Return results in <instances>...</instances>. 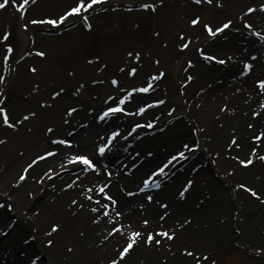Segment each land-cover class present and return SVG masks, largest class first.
Masks as SVG:
<instances>
[{
  "label": "rangeland",
  "instance_id": "374dc122",
  "mask_svg": "<svg viewBox=\"0 0 264 264\" xmlns=\"http://www.w3.org/2000/svg\"><path fill=\"white\" fill-rule=\"evenodd\" d=\"M107 1L110 4L106 6ZM128 1L155 4V7L127 11L123 3ZM74 3L75 0H36L26 9L22 22L11 0L0 9V37L9 34L7 40H0V77H3L0 105L5 103L9 121L15 124L9 128L0 121V140L4 141L0 143V190L8 189L11 201L9 206L0 208V224L12 222L0 238V264H8V259L9 264H31L35 258L39 259L35 252L48 264H109L113 258L119 264H197V260L199 264H264V160L260 159L264 156V136L253 139L264 133V111L257 114L252 110L253 105L242 110L240 115L251 117L255 122H247L243 132L230 129L228 143L224 142L223 151L216 153L224 170L219 171L217 164L208 161L206 156L209 149L206 145L219 146V143L206 134L203 140L199 136L206 131L202 123L207 106L204 94L214 82H228L219 81L221 69L231 63L232 69L235 68L232 74L239 80L240 75L244 77L243 64L253 65L252 62L258 61L257 70L246 76L254 83L264 79V41L253 35L255 32L264 35V11L260 10L264 0H220V6L217 0L211 3L201 0L199 4L195 0H103L93 6L102 7L88 19L90 28L80 26L56 38L38 36L27 45L21 35L24 32L21 24L29 31L35 26L31 20L54 18ZM249 7L255 12L247 13ZM197 17L198 23L192 25L190 20ZM228 20L232 21L229 28L215 37L209 36L204 28V24L215 28ZM245 23L252 28H245ZM5 45H10L13 51L7 53ZM41 52L43 56L39 55ZM129 52L139 54L138 59L129 56ZM205 56L215 59H205ZM219 60L225 61L222 67L218 66ZM131 68L136 69L133 75H129ZM12 70L14 74L7 81L8 74L6 77L4 74ZM161 73L159 79H154ZM113 79L118 81L115 86L111 83ZM148 83L151 88L147 93L131 91ZM61 88L64 91L53 98L52 93ZM261 95L264 99V92ZM124 96H129L122 105L125 112L115 113L107 123L93 127L98 113L114 106ZM157 100L164 103L156 104ZM145 105L153 106L137 115L138 109ZM223 106L228 107L224 103ZM69 108L76 111L68 115ZM24 116L29 118L25 120ZM149 123L150 128L146 126ZM137 124L143 127L133 131ZM48 128L53 132H47ZM82 128L84 133L79 135ZM117 130L119 134L112 140V146L125 141L130 153L119 160V165L101 168L95 161L97 147L107 143L110 133ZM129 132L133 134L127 137ZM91 134L94 137L86 151L85 142L77 144L76 139L85 141ZM53 139H67L72 143L71 146L54 145ZM185 144L189 146L187 149L183 147ZM194 144L198 147L193 150ZM70 149L73 153L70 159L74 155L87 156L96 164V169L85 171L83 165L70 163V159L58 166L49 161L55 155L28 167L37 155ZM153 151L164 156L149 168L150 173L177 152L182 151L185 158L177 157L165 168L164 175H157L158 179L153 177L159 187L152 186V181L145 187L143 181L150 173L135 176L136 169L152 157ZM248 159L252 163L239 162ZM133 174L137 181L134 187L130 181ZM21 175L25 176L24 180L19 179ZM45 180L56 183L46 185ZM35 181L39 187L43 184L42 189L47 192L41 191L31 199ZM89 181L99 184L91 186ZM102 187L105 193L112 190L113 197L109 194L117 201L114 208L120 206V209L138 208L137 203L148 201L150 192H160L155 195L158 207L164 204L169 209L172 203L163 202L164 193H169L171 200L191 198L194 208L201 209V221L198 224L194 216L184 215L174 217L169 225L175 215H170L173 208L168 209L169 220L163 210L162 222L147 219L145 225L141 218L144 228L137 229L141 237L136 239L133 250L123 259L117 255L127 235L134 231L131 227V231L128 229L114 237L106 247L114 253L102 260L97 254L104 248L103 239L95 247L78 249L90 229L87 228L89 219L93 222L95 217L90 207L84 205L93 195L106 201L99 191ZM142 188L145 189L142 191ZM248 189L257 195L253 196ZM14 194L22 200L24 196L32 200L23 213L31 212V220L16 212ZM140 195L144 196L137 201ZM53 225L58 226L56 231H52ZM157 230L174 233V238L156 237ZM147 232H153L154 239H161V243L145 244L143 238ZM186 250L193 255H186Z\"/></svg>",
  "mask_w": 264,
  "mask_h": 264
},
{
  "label": "bare ground",
  "instance_id": "6f19581e",
  "mask_svg": "<svg viewBox=\"0 0 264 264\" xmlns=\"http://www.w3.org/2000/svg\"><path fill=\"white\" fill-rule=\"evenodd\" d=\"M258 62V61H257ZM257 62H252L254 63L252 66V72L255 70H257L259 63ZM254 69V70H253ZM235 68L232 69V64L229 63V65H227V67H225L222 71V69L220 70V78L219 81L223 80L224 81H228L226 83L221 84L220 83H213L214 85L212 86V88L207 89V94H204L203 96V101L206 102L205 104L206 106V110L204 112V116L203 118H205V121L202 122L205 126H206V131L203 132L201 135L199 134L200 138L203 140V137L205 136V134L209 137H211V139H213V141H217L219 143V146L216 144L213 145V143H209L206 146L209 147V149L207 148V153L206 156H208V161H213L214 164H217V168L221 170H224V165L222 164V161H220L218 159V157L216 158V153H220L223 151L224 148L223 147V143L225 142V145L228 143L226 141L227 137H228V133L230 132V129H234L238 132H243V127L245 126L246 128V123H253L255 122V120H253L251 117H244L242 114V110L246 109V108H251L252 110H256L257 114H260L264 111V99H261L260 96L261 93L264 92V90H260L258 88V86L256 85V83L251 82L249 80V77L247 78H243L242 80H237L234 82H231L230 79L233 80V78L235 77V74H232V71H234ZM214 73V71H213ZM263 76V75H262ZM237 84H233L236 83ZM240 83V84H239ZM228 84L237 87L234 90V87H230L227 86ZM214 96V97H212ZM264 98V96H263ZM226 101V102H224ZM224 104H227V108H224L223 106ZM261 120H263V117L261 118ZM260 120V121H261ZM90 125V124H89ZM257 125V124H256ZM238 126V127H237ZM258 126V125H257ZM93 127H98V125H94ZM92 132L95 131L94 128L91 129ZM91 130L89 129V132H91ZM87 132V131H86ZM245 132H249L246 131ZM80 133L79 135H81L82 133H84L83 128L78 132ZM93 135H89L87 137V139L85 141H77L76 139V143L79 144L80 142H82V144L87 145L86 148H84L86 151L87 149L90 147L91 142L93 140ZM240 139H242V137H240ZM207 141V140H205ZM215 141V142H216ZM209 142V141H207ZM203 144V143H202ZM222 144V145H220ZM89 151V150H88ZM152 157L149 159H145L143 162V165H141L140 167L137 166L136 169V174L135 176H139V175H143L144 176H148L150 173L149 168H152L160 159H163V154H160L159 152H152ZM73 153L70 150H63L62 152L59 151L58 154L53 157L52 159H50V163L56 162L57 164H59L58 166H61V164H63V162L68 163V160L70 159V156ZM115 152H111L108 155V159L110 160L114 157ZM98 158V157H97ZM100 160L103 162L104 159L102 160V157H99ZM148 160V161H147ZM207 160V158H206ZM194 161H196V159H194ZM149 165V167H148ZM61 169L65 168V167H60ZM148 168V169H147ZM76 170V169H75ZM147 172V173H145ZM35 173V172H34ZM151 174V173H150ZM138 178V177H135ZM39 179V178H37ZM36 179V181H38ZM154 179H158V178H154ZM28 180H30V178H28ZM36 181L34 182V184H32V188L31 191H33V193L31 194V199L36 198L38 195H40V192L45 191V189L43 190V184L42 186H38L36 185ZM131 184L134 187L135 183L137 182L134 179V174L131 176L130 178ZM46 183V185H53L55 184V180L51 181L50 183L47 182L46 180L43 181ZM167 182V181H166ZM168 182H170L168 180ZM44 183V185H45ZM89 184H91V186L97 185L99 184L98 182H90ZM173 186V183L172 185ZM39 187V188H38ZM109 196L111 194L112 195V190L109 189V193L106 192ZM34 194V196H33ZM160 192H150L148 194V196H152V199L148 201L146 200V202H142L140 201L139 203H137V207L138 208H134L132 210H129L128 208L125 209L124 206L122 207V209H120V206H118V208H113L109 207L108 209V215L105 216L103 215V209L100 207V205L104 204V203H109L108 201H104L102 199H100L99 197H96L95 195H93L90 200V202H88L87 204L84 205V207H90L89 211H92L93 208H97L98 210L96 212L92 213L94 214V221L91 222L89 219V223L87 225V228L90 227V229L88 230L87 234H85L82 238V245L78 247V249H82L83 247H95L97 245V242H99L100 240H104L106 241L104 243V248H102V252L99 251L100 254H97L98 257L102 260H104L106 257L110 256L111 253L113 254V249H108L106 248L107 245L109 247V245H111L112 241L114 240V237H116V234L114 236H109V232H110V228L112 227V224L110 223V221H115L118 224L122 223H126L124 225H122L123 227L121 228V232L124 233V231H128V229H130L129 231H131V227L133 228L132 230L137 231V229H143L144 227L141 226V222L140 219L143 218V220H150V222H154L155 220L162 222V220L160 217L163 216L162 214V210L164 211V214L166 215V217L169 215L168 211L173 208V210L171 211L170 215H172V213H175V215L170 219L169 221V225H171V220L174 217L177 216H184V215H189V216H194V219L198 220L196 221V223L199 224V222L201 221V209H195L194 208V204L191 198H181V199H174L171 200L170 194L169 193H164V197L165 200H163V202H167L168 200L172 203L171 208H160L158 207V201L155 197V195H159ZM144 195H140L138 200L139 201L141 199V197H143ZM0 197L5 200L8 201L9 199V192L8 189H2L0 190ZM13 198L16 203V212L19 215H23L24 210H27L28 204L30 201H32L31 199H29L28 197L24 196L23 200L21 198H18L15 196V194L13 195ZM74 198H77L76 195ZM29 199V200H28ZM89 200V199H88ZM97 201H99V203H97ZM161 202V203H163ZM136 203V202H135ZM32 206V205H31ZM169 209V210H168ZM209 211L212 210V207H210L208 209ZM122 211V212H121ZM116 212H120L121 216L119 218H117L115 216ZM29 214L23 215V217L25 218H29L31 220V218H33V215L31 212H28ZM188 213V214H187ZM29 215V216H28ZM169 215V216H170ZM199 217V219H198ZM167 219L169 220V218L167 217ZM1 221V220H0ZM139 227V228H138ZM2 228H4V226L2 224H0V232H3ZM110 229V230H109ZM107 237V238H106ZM3 238V237H2ZM111 250V251H110ZM133 250V248L131 249V251ZM36 253V257H39V260L41 262H39L38 264L43 263V261L45 260L44 258H41L39 252H35ZM145 252H142L140 254H144ZM81 255V252H79L78 256ZM96 257V256H95ZM5 259V258H4ZM11 259V258H10ZM97 259V257H96ZM2 260V259H1ZM0 260V261H1ZM98 260V259H97ZM22 263L24 262L23 259H21ZM8 264H9V259L7 260ZM18 262V261H17ZM15 262V263H17ZM128 263V262H127Z\"/></svg>",
  "mask_w": 264,
  "mask_h": 264
},
{
  "label": "snow or ice",
  "instance_id": "6c2138e0",
  "mask_svg": "<svg viewBox=\"0 0 264 264\" xmlns=\"http://www.w3.org/2000/svg\"><path fill=\"white\" fill-rule=\"evenodd\" d=\"M10 0H0V9H4L8 4H9ZM31 2V3H35L36 0H20L19 3H17V0H11V4L12 6L15 8V10L17 12H19L21 15L24 14L25 11V7L26 5ZM103 0H75V3L70 6L66 11L63 12V14L58 15L54 18H44V19H39V20H31L30 23L31 24H36V25H49L52 27H57V26H62L64 24V22L69 18V17H76L78 19H82L84 22V25L88 28L91 27V25L88 23V16H87V12L93 8L94 5L100 4L102 3ZM206 2L211 3L212 0H206ZM195 3L199 4L201 3V0H195ZM141 8L144 9H153L155 7V4H150V3H142ZM217 6H220V0H217ZM260 10L264 11V5L260 6ZM255 12V9L252 7L247 8V13H253ZM199 21V18H193L190 20V23L192 25H196ZM232 21L228 20L226 22H223L221 25L216 26L215 28L210 27L208 24H204V28L206 29L207 33L209 36L215 37L218 33H222L225 29H228L229 26L231 25ZM245 28H252V25L245 23ZM8 33H4L2 37H0V40H7L8 38ZM253 35H256L258 37H260V39L262 41H264V35H262L259 32H255L253 33ZM187 45H181V47H186ZM6 47V51L7 53H11L13 51L12 47L10 45H5ZM39 55L43 56L44 53H39ZM129 56H133V58L138 59V55L139 54H133L131 52L128 53ZM8 59V55L4 56V60ZM205 59H215L214 57L211 56H205ZM251 59H255V57H251ZM89 63H91V61H89ZM218 63L223 64L225 63L224 60H219ZM252 64L250 63H244L243 64V70L244 73L249 72L252 69ZM32 71H35V69H32ZM136 72L135 68H131L129 70V75H133ZM163 74H159L157 76L154 77V79H159L160 76H162ZM3 77H0V80H2ZM189 80L191 79V77L188 78ZM95 83V81H93ZM112 85H117L118 81L113 79L111 81ZM256 85L258 86V88L260 90H264V79H258L256 81ZM82 87V86H81ZM151 88V83H148L146 87H141V88H134L131 91L132 92H141V93H147ZM64 91V89H60L59 92H53L52 93V97L55 98L56 96L60 95V93H62ZM109 99L111 100L112 97H109ZM129 99V96H124L119 98L118 102H114V106H110L107 107L104 111L103 114L99 117V119H104L106 117H109L111 115H114L115 113H123L125 112V109L122 107V105L125 104V102ZM156 104H161L164 103V101L162 100H157L155 102ZM44 104H41V107H43ZM153 105H145L142 106L138 109L137 111V115L142 114L145 111L146 107H151ZM76 109L74 108H69L67 114L71 115L73 112H75ZM129 115H131L132 113H127ZM254 115H256V113H253ZM30 116H34L35 113H29ZM29 118V116H24L23 119L27 120ZM0 121H2V123L4 125H6L9 128H14L15 124L10 123L9 121V117L7 115V112L5 110L4 107H0ZM17 123H19V121H17ZM147 127H152V124L149 123L148 125H146ZM135 127H141V125L137 124L135 125ZM249 127H251V125H249ZM135 130V129H133ZM47 132L51 133L53 132L52 128H48ZM118 130L117 131H113L110 133V135L107 137V143H102L97 147V152L101 155H103L106 151V149L109 147V145L111 144L112 140L118 135ZM261 136H264V133L254 136L253 139L254 140H259L261 138ZM4 141L0 140V143H3ZM234 142V141H233ZM52 144H58V145H65V146H71V141L67 140V139H53L51 141ZM184 148H188L189 146L187 144L183 145ZM193 150L198 147V145L194 144L193 146ZM255 153V149H253V154ZM55 155V150L52 151H47L44 153V155H37V157L32 161V164H30L28 167H31L33 164L37 163V161L40 160H44L45 158L49 157V156H54ZM149 155H151V153H149ZM177 157H179L180 159H184V153L181 152H177L176 155L172 156L170 158V160L163 164L162 166L158 167L154 172H152L149 177L147 179H145L143 181L145 187L149 186V182L152 181V186L155 187H159V185L153 180V177H156L157 175H164L165 174V168L168 167V164H170L172 161H175L177 159ZM261 160H264V156L260 157ZM70 163H78L80 165L84 166V170H95L96 169V164H94L92 162V160H90L87 156L84 155H74L71 157ZM240 164L242 165H246V164H250L252 163L251 159L248 160H240L239 161ZM25 172L27 171V169L24 170ZM51 171V169L49 170ZM20 180H24L25 176L21 175L19 177ZM191 184V181H188V185ZM104 187H107V185H105ZM240 187H244L243 185H241ZM99 191L103 194L104 199L106 201H108L109 203H104L102 205H100V207L104 210L103 211V215L107 216L108 215V209L110 207V205L114 208L117 201L115 199H113L111 196L107 195V193L104 192V188H100ZM248 191L251 192V194L253 196H256L257 194L252 191L251 189H248ZM128 195H132V193H128ZM184 192L181 191L180 192V196L183 197ZM89 200H91V197H88ZM147 199L151 200V197H147ZM73 203H75V201H73ZM97 203H99V201H97ZM160 207L162 208H166L167 205L161 204ZM98 209L97 208H93L92 211L96 212ZM115 216L117 218H119L121 216L120 212H116ZM161 219H163V216L160 217ZM110 223L112 224L111 230L109 232V236L116 234V235H121V228L123 227L121 224L116 223L115 221H110ZM143 224L147 225L148 221L147 220H143L142 221ZM185 223H189L188 220H185ZM57 225H53L52 227V231H56L57 230ZM155 236L156 237H160V238H166L167 240H172L174 238V233H170L168 231H164V230H157L155 232ZM141 237V232L139 231H132L130 234L127 235L125 243L123 245L120 246V249L118 251V256L120 259H123L125 257L126 254H128L130 252V250L133 248V246L136 244V239ZM107 238V237H106ZM154 243L156 245H159L161 243V239L156 238L154 239V234L153 232H147L144 235L143 238V242L145 244H151ZM48 244L51 245L52 241L49 240ZM186 255L192 256L193 253L190 251H185ZM202 259H207L206 257H202ZM109 264H119V261L115 258H113L112 260H110ZM197 264H199V260H197Z\"/></svg>",
  "mask_w": 264,
  "mask_h": 264
}]
</instances>
